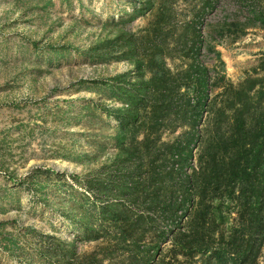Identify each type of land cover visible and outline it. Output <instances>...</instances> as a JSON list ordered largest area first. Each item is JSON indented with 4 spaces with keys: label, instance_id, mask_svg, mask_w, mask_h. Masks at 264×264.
<instances>
[{
    "label": "trees",
    "instance_id": "obj_1",
    "mask_svg": "<svg viewBox=\"0 0 264 264\" xmlns=\"http://www.w3.org/2000/svg\"><path fill=\"white\" fill-rule=\"evenodd\" d=\"M178 1L126 0L130 11L106 24L150 13L149 25L140 34L121 28L82 53L30 43L35 60L49 66L76 53L89 62L127 61L131 68L78 81L99 99L57 108L92 124L83 135L93 153L76 157L90 159L91 169L7 175L13 186L28 188L39 209L56 214L64 230L50 221L47 231L0 221V251L15 264H260L264 54L233 83L214 51L219 71L214 67L213 75L199 60L200 27L213 0L176 22ZM254 20L264 27L263 9ZM86 244L91 250L80 251Z\"/></svg>",
    "mask_w": 264,
    "mask_h": 264
},
{
    "label": "rangeland",
    "instance_id": "obj_2",
    "mask_svg": "<svg viewBox=\"0 0 264 264\" xmlns=\"http://www.w3.org/2000/svg\"><path fill=\"white\" fill-rule=\"evenodd\" d=\"M201 1H178L175 21L188 17ZM259 8L264 10V0L212 1L200 27L199 60L213 75L214 67L219 71L214 51L220 53L225 76L233 83L258 65L264 54V27L254 20ZM123 9L130 11L126 0H52L46 5L39 0H0V221L16 220L46 231L48 221L59 226L56 214L39 209L28 188L13 186L7 175L23 178L33 168L74 173L91 169L90 159L77 161L76 157L93 153L83 135L92 124L70 119L57 108L99 99L94 89L76 85L78 81L103 80L131 68L127 61L89 62L76 53L49 66L35 60L30 43H38L39 48L68 45L82 53L113 38L121 28L140 34L152 20L148 13L123 25L106 24L110 18L117 22ZM59 233H64L63 228ZM92 246L83 245L80 251H90ZM0 264L15 263L0 251Z\"/></svg>",
    "mask_w": 264,
    "mask_h": 264
}]
</instances>
